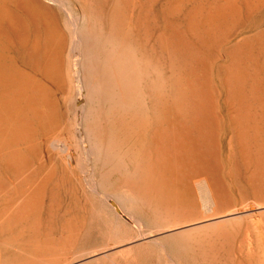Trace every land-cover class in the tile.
I'll list each match as a JSON object with an SVG mask.
<instances>
[{
    "label": "rangeland",
    "instance_id": "374dc122",
    "mask_svg": "<svg viewBox=\"0 0 264 264\" xmlns=\"http://www.w3.org/2000/svg\"><path fill=\"white\" fill-rule=\"evenodd\" d=\"M33 1L0 0V264H264V0Z\"/></svg>",
    "mask_w": 264,
    "mask_h": 264
},
{
    "label": "bare ground",
    "instance_id": "6f19581e",
    "mask_svg": "<svg viewBox=\"0 0 264 264\" xmlns=\"http://www.w3.org/2000/svg\"><path fill=\"white\" fill-rule=\"evenodd\" d=\"M31 1H33V0H31ZM251 1V0H250ZM86 2V1H85ZM96 2V1H95ZM33 3H35L34 1H33ZM37 3V2H36ZM87 4V3H86ZM248 5V4H247ZM99 10V9H98ZM8 13V12H7ZM227 14V13H226ZM16 17V16H15ZM14 21H16V20H14ZM12 22H13V20H12ZM16 24H17V22H16ZM19 25V24H18ZM14 26V25H13ZM12 26V27H13ZM16 27H18V26H16ZM15 27V28H16ZM18 29V28H17ZM24 29V28H23ZM15 30V29H14ZM22 31V30H21ZM17 32H18V30H17ZM18 34H19V32H18ZM61 45V44H60ZM59 47V46H58ZM37 48V47H36ZM61 48V47H60ZM56 52V51H55ZM59 51H57V53H58ZM60 53V52H59ZM56 54V53H55ZM59 55V54H58ZM57 55V56H58ZM62 56V55H61ZM60 57V56H59ZM58 59V58H57ZM59 64V63H58ZM77 64V63H76ZM59 68V67H58ZM59 70H60V68H59ZM87 71V70H86ZM92 71V70H91ZM117 71V70H116ZM119 72V71H118ZM82 73V72H81ZM80 73V74H81ZM120 73V72H119ZM78 74V73H77ZM122 74V73H121ZM133 74V73H132ZM5 76V75H4ZM120 76V75H119ZM106 77V76H105ZM118 77V76H117ZM2 78H3V76H2ZM16 78V77H15ZM2 80V79H1ZM6 80H7V77H6ZM5 80V81H6ZM121 80H122V78H121ZM8 85V84H7ZM21 85V84H20ZM1 86V85H0ZM2 86H3V84H2ZM29 87V86H28ZM260 89V88H259ZM35 90V89H34ZM121 94V93H120ZM124 94V96H125V93H123ZM252 94V93H251ZM9 95V94H8ZM40 95V94H39ZM166 96V95H165ZM7 97V96H6ZM29 97V96H28ZM108 97V96H107ZM157 97V96H156ZM6 103V102H5ZM4 103V104H5ZM7 104V103H6ZM162 104V103H161ZM44 106V105H43ZM160 108V107H159ZM231 108V107H230ZM5 109V108H4ZM20 111V110H19ZM18 111V112H19ZM164 111V110H163ZM229 112V111H228ZM14 114V113H13ZM9 115V114H8ZM5 117V116H4ZM229 117H231V116H229ZM16 121V120H15ZM173 130V129H172ZM100 131V130H99ZM162 131V130H161ZM160 135V134H159ZM8 136V135H7ZM161 137V136H160ZM4 140V139H3ZM4 143V142H3ZM159 147H161V146H159ZM160 149V148H159ZM180 150V149H179ZM160 151V150H159ZM119 152V151H118ZM164 152V151H163ZM171 153V152H170ZM156 154H159V153H156ZM169 154V153H168ZM161 156H163V158H161ZM161 158L162 160H164V155H160V156H158L157 157V160H159L158 158ZM180 157V156H179ZM168 158V157H167ZM166 158V159H167ZM171 159V158H170ZM161 160V161H162ZM168 160H169V158H168ZM168 160H167V162H168ZM161 161H159V162H161ZM158 162V161H157ZM165 162H166V160H165ZM164 162V163H165ZM152 163V162H151ZM170 163H171V160H170ZM169 162L164 166V164H163V166L164 167H166L167 165H169L170 164ZM173 163V162H172ZM157 165V164H156ZM155 165V166H156ZM160 165V164H159ZM162 165V164H161ZM172 165H174V164H172ZM148 166V165H147ZM190 165H188V167H189ZM195 166V165H194ZM161 167V166H160ZM168 167V166H167ZM166 167V168H167ZM185 167V166H184ZM163 168V167H162ZM161 168V169H162ZM169 168H170V165H169ZM168 168V169H169ZM172 168V167H171ZM186 168V167H185ZM29 169V168H28ZM160 169V170H161ZM168 169H166V170H168ZM172 169H175L174 168V166H173V168ZM184 169V168H183ZM163 170L164 171H166L164 168H163ZM163 170H161V171H163ZM17 171V170H16ZM173 170H171L170 172H172ZM160 172V171H159ZM175 172V171H174ZM168 173H169V171H168ZM161 173H158V175H160ZM163 174H166V172H164ZM173 174V173H172ZM171 174V176H173V177H175V175L176 174H174V175H172ZM155 175H156V173H155ZM157 175V176H158ZM185 175V174H184ZM154 176V175H153ZM169 177L168 179H167V177L165 178V179H167L166 181H164V180H162L161 182H159L158 180H156V181H158L160 184L158 185V183L156 184L158 187H155V188H148V191L149 192H152V193H155L156 195H158L157 197H159V198H161V197H163V198H168L169 200H171V201H169V202H171L170 204H172V203H178V202H183V203H187V202H189L190 201V199L193 197V189H192V187L189 185L188 187H186V185H184L183 187L182 186H178V184L175 182V180H178L179 178H178V176H177V178L174 180V178L172 179V177ZM161 177H163V175L161 174ZM160 177V178H161ZM181 177V176H180ZM34 179V178H33ZM163 179V178H162ZM148 180V179H147ZM160 180V179H159ZM180 180H181V178L178 180V182L179 183H181L182 182V180H181V182H180ZM151 182H152V180H151ZM183 183H181V185H182ZM149 186H150V184H149ZM128 187H129V189L130 190H132V192L134 191V193H140V194H142V193H144V190H143V192L141 191L142 189H141V186H140V183L136 180V181H133V182H130V183H128ZM206 187V186H205ZM151 194V193H150ZM143 195V194H142ZM153 195V194H152ZM156 195H155V197H156ZM151 196V195H150ZM151 197H153V196H151ZM154 197V198H155ZM156 197V198H157ZM145 198V197H144ZM205 199H207V198H205ZM204 199V200H205ZM153 200V199H152ZM194 200V199H193ZM207 200H211V199H207ZM207 200L205 201L206 202V207H205V212H211L212 210H213V207H212V205L209 203V201L207 202ZM213 200V199H212ZM162 203V202H161ZM214 203V202H213ZM212 203V204H213ZM215 204V203H214ZM261 210H263L264 211V206H260V208H259V211H261ZM256 211V210H255ZM213 213V212H212ZM233 213H235V212H233ZM233 213H231V215L233 214ZM263 213V212H262ZM221 215H222V217L224 216L223 214H220V217L219 216H217V215H213V214H207V218H208V220L206 221V223H205V221H204V223L205 224H211V223H213V222H218V221H221V220H224L222 217H221ZM235 215V214H234ZM261 215V214H260ZM215 216H217V217H215ZM225 216H228L227 214L225 215ZM200 222V221H199ZM211 222V223H210ZM201 223H203V222H201ZM200 223V224H201ZM221 223V222H220ZM234 223V222H233ZM199 224V223H198ZM204 224V226H209V225H205ZM223 224V223H222ZM192 225V224H191ZM197 225V224H196ZM213 224H211V226H212ZM216 226H219V225H216ZM64 259V258H63ZM33 263V262H32Z\"/></svg>",
    "mask_w": 264,
    "mask_h": 264
}]
</instances>
